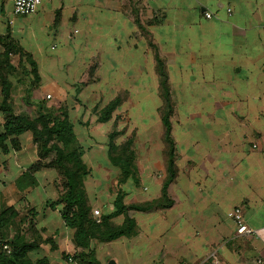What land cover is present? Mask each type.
<instances>
[{
    "label": "crops",
    "instance_id": "obj_1",
    "mask_svg": "<svg viewBox=\"0 0 264 264\" xmlns=\"http://www.w3.org/2000/svg\"><path fill=\"white\" fill-rule=\"evenodd\" d=\"M206 12L213 16L207 17ZM263 22L264 0H42L34 13L23 16L14 14L13 0H0V36L10 35L31 54L39 70V81L32 83L25 97L28 104L39 102L48 91L59 92L77 83L92 65L96 70L91 83L105 86L103 93L84 91L77 95L79 99L110 102L117 97L111 89L123 86L126 95L112 116L149 118L141 129L146 146L141 149L144 155L140 152L143 159L139 157L140 185L132 178L126 181L127 204L162 195L168 155L163 99L150 42L166 65L175 104L171 121L177 174L168 185L172 204L130 210L138 233L94 241L101 264H208L215 260L258 264L264 255ZM10 61L16 69H31L18 54H12ZM132 85L143 87L139 95H132ZM132 100L140 108L134 113ZM95 123L99 129L105 122ZM19 139L18 149L7 153L0 149L2 205L18 212L36 209L39 233L56 243L55 249L51 242L41 243L31 251L36 254L33 260L46 257L48 264H79L72 258L81 250L74 241L75 229L63 220L61 205H53L59 198L58 175L42 169L33 174L35 185L21 188L18 184L38 159L32 134L26 131ZM100 174L91 176L104 181L117 176ZM89 196L93 208L102 207L107 213L115 209L116 193L100 188L89 191ZM236 206L256 234L237 232V224L228 215ZM123 220V215L114 218L116 223Z\"/></svg>",
    "mask_w": 264,
    "mask_h": 264
},
{
    "label": "trees",
    "instance_id": "obj_2",
    "mask_svg": "<svg viewBox=\"0 0 264 264\" xmlns=\"http://www.w3.org/2000/svg\"><path fill=\"white\" fill-rule=\"evenodd\" d=\"M0 43L4 50L0 52V80L3 85V103L0 104L4 119L3 129L0 131V149L7 153L11 149L20 147L19 136L31 130L34 140L39 145L41 160H37L18 181L21 188L35 185L37 180L33 176L35 171L43 166H57L62 170L64 177L61 184L60 198L53 205H61V215L65 223L75 229L74 241L81 250L72 257L79 264H101L96 257L94 241L109 242L122 235L134 236L138 233L136 220L129 215L130 210L147 211L152 208L171 206L172 200L168 194V185L176 177L177 166L175 161V141L173 138V127L171 117L175 104L171 96L169 75L164 61L160 58L157 47L150 42L155 51L156 70L159 76L160 91L163 99L161 107L162 121L165 128L164 140L166 143L167 177L162 188V195L154 200L146 202L125 203V193H118L114 200L115 209L112 212H104L100 218H95L92 206L88 201L85 188V178L91 172L83 160L84 149L77 139L74 124L67 113L55 114L54 106L48 108L41 105L39 114L31 118L27 113H17L8 101L12 88L9 79L11 73L16 69L12 66L10 57L18 54L21 62L28 61L34 73V81H39V71L31 54L18 45L10 35L0 36ZM94 70V68H92ZM118 96L112 100L102 112L101 120L106 121L113 111L122 102ZM118 132L113 131L109 138V157L112 165H115L120 173V181L126 182L132 178L135 183L139 180V167L137 164V152L134 138H129L122 144L115 142ZM51 153L55 157L48 163L42 161ZM0 190V264H48L46 257L33 260L29 253L38 248L43 242H51L52 249L57 247L52 238L44 239L36 231L34 237L29 240L24 236L21 224L24 218L17 219L18 212L15 207H5L1 202ZM123 215L122 223H116L114 218ZM14 231V232H13ZM14 233V234H13ZM27 236V235H26ZM5 245L10 248L6 249ZM68 257V255H65Z\"/></svg>",
    "mask_w": 264,
    "mask_h": 264
},
{
    "label": "rangeland",
    "instance_id": "obj_3",
    "mask_svg": "<svg viewBox=\"0 0 264 264\" xmlns=\"http://www.w3.org/2000/svg\"><path fill=\"white\" fill-rule=\"evenodd\" d=\"M261 25L262 27L260 28V31H261L260 40H261V43H264V22L261 23ZM15 61L17 62V59H15ZM92 68L93 67L91 65L85 71V73H83L81 79L77 83L67 85L65 86L66 89H62V91H59V92L57 91L53 93L52 91H48L45 93V96L40 99L39 102L35 101L34 104L33 103L28 104L25 99L26 95L28 94L29 88L32 86V83L34 84L35 82L34 73L32 72L31 69L28 70V69L17 68L14 70V72L11 73V76H9L10 81L12 82V88L10 92V98H8V101L11 103L15 112L27 113L31 118H34L35 116L39 114V108L41 105H45L48 108L52 106H54L55 108L58 107L55 111V114H61L64 112L68 114L71 121L76 120L75 121L77 122L76 130L78 131L80 141L78 137L77 139L80 142V144L83 146V149H84L83 160L85 163H86V160L88 161L86 164L88 167H90L89 168L90 171L95 173L96 176H100L101 175L100 173H105V172L112 174L111 176L117 175L113 181L112 179H110L109 181L95 180L93 178H98V177L91 176L93 174V173L91 174V172L89 173V175H87V177L85 178L84 184H85V188L87 192L88 201L91 204V206H92V201L89 196V191L92 192V190L94 191L95 189L99 190L100 188H104L106 193H109V194L116 193V196H117L118 193H121V192L125 193V187L127 186V184L125 186L126 182L120 181L121 173L119 169L115 165H112V163L108 164V161L106 162V159H105V156H106L105 154H107V157L110 160V157H109V141H110L109 136L110 134L115 130L118 132V135H116L115 137V142L117 144H122L129 138H132V137L134 138L136 134V141L134 139V144H135V147H138L136 148V152H137V164L139 167V157L141 160L144 157L142 156L141 158V153H143L141 152V149H144L146 146L145 133H143V130L141 131V129L143 125H145L143 123L146 120V118L149 119L148 117L143 118V116H138V115H133L131 116V118L129 117L122 118L121 116L120 117L111 116L109 118L111 120L108 119L109 121L108 120L103 121L105 123H102L101 125H99V129L94 127L95 125H98L95 122H98L101 120L102 112L106 108V106L118 96H121L123 98L126 94L124 93L125 91L123 90L124 88L123 86L121 87L117 86L115 87V90L111 89V94H114V92H117V97L112 99L110 102H108L107 100L103 101V99L99 101L79 99L77 95H79L80 93L83 94L84 91L94 93V94H96L97 92H101V94L103 93V89L105 86H99L98 84L91 83L92 81L95 80L94 71L96 70V69L93 70ZM129 88L131 90L132 95L137 96L141 93L140 90L143 87L141 85H132ZM2 89H3V85H2V81L0 80V104L3 103V98H4V93ZM104 92H105V95H107V92L106 91ZM48 94H50V96H48ZM67 94L71 96V99H66V100L61 99L62 96H67ZM75 104L78 106L77 110H75V107H76ZM131 104L133 105V108H132L133 113L136 110L140 109L138 106V102H136L135 100H132ZM70 111H71V115L69 114ZM96 117L98 121H96ZM86 118L88 119L87 122L84 121ZM124 120L126 122L125 125L123 123ZM4 121H5L4 115L0 107V123H3ZM28 131L33 136L32 131L31 130H28ZM154 135L155 133L152 136ZM33 141L34 143L37 144V148H38V159L37 160L39 159L41 160L40 152H39V145L34 140V136H33ZM142 155H144V153ZM54 157H55V154L51 153L49 156L42 159V161L48 163ZM91 164L93 165V170L91 168ZM42 169H45L46 172H49L50 174L58 175L59 179L55 181V183H56V188L59 191V198H60V194H61L60 190L62 187L61 184L63 183V180H64L62 170L57 166H43L41 169L35 172H38ZM140 173H141V169L139 168V175ZM1 184L2 183H0V185ZM135 185L138 187L140 183L139 182L135 183ZM5 207H9V206H5ZM35 210L27 207L25 210L21 212L17 211L18 216H16V218L25 219L24 222L21 224V227L23 228V230H26L24 236L26 237L27 240H29L28 237H30V239L34 237L36 234V231L39 233V229L36 227V223H35V218H36ZM95 210H99V214H96ZM92 213L95 218H100V215L104 212L102 210V207L93 208L92 206ZM96 241L97 240H95V242ZM5 248L9 249L10 246L5 245ZM30 257L35 258L36 254H33V252L31 253L30 251Z\"/></svg>",
    "mask_w": 264,
    "mask_h": 264
},
{
    "label": "built area",
    "instance_id": "obj_4",
    "mask_svg": "<svg viewBox=\"0 0 264 264\" xmlns=\"http://www.w3.org/2000/svg\"><path fill=\"white\" fill-rule=\"evenodd\" d=\"M42 0H13V12L15 15H30L34 13ZM207 17L211 18L213 14L211 12L205 13ZM50 96V95H48ZM96 214H99V210H95ZM228 215L237 224V232L241 234H256V230L250 227L245 220L243 210L240 206L234 207L229 211ZM72 259V258H70ZM208 264H222L215 260ZM258 264H264V255L258 259Z\"/></svg>",
    "mask_w": 264,
    "mask_h": 264
},
{
    "label": "water",
    "instance_id": "obj_5",
    "mask_svg": "<svg viewBox=\"0 0 264 264\" xmlns=\"http://www.w3.org/2000/svg\"><path fill=\"white\" fill-rule=\"evenodd\" d=\"M113 263V262H112Z\"/></svg>",
    "mask_w": 264,
    "mask_h": 264
}]
</instances>
